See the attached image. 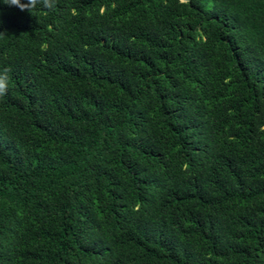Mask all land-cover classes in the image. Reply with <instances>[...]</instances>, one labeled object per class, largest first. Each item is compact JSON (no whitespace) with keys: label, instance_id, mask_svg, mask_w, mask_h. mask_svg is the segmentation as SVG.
Masks as SVG:
<instances>
[{"label":"trees","instance_id":"16d2710c","mask_svg":"<svg viewBox=\"0 0 264 264\" xmlns=\"http://www.w3.org/2000/svg\"><path fill=\"white\" fill-rule=\"evenodd\" d=\"M4 67L0 264H264V0H0Z\"/></svg>","mask_w":264,"mask_h":264},{"label":"clouds","instance_id":"9594fccd","mask_svg":"<svg viewBox=\"0 0 264 264\" xmlns=\"http://www.w3.org/2000/svg\"><path fill=\"white\" fill-rule=\"evenodd\" d=\"M4 4L9 6L18 7L21 11H29L39 6L42 9L52 10L56 7L57 0H3ZM11 69L4 67L0 69V95H4L7 92L8 78ZM261 130L264 131V126H261Z\"/></svg>","mask_w":264,"mask_h":264}]
</instances>
